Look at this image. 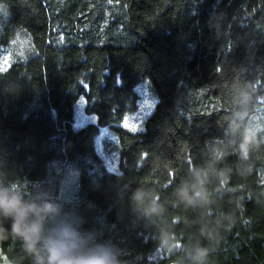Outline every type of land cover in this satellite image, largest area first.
Instances as JSON below:
<instances>
[{"label": "trees", "instance_id": "trees-1", "mask_svg": "<svg viewBox=\"0 0 264 264\" xmlns=\"http://www.w3.org/2000/svg\"><path fill=\"white\" fill-rule=\"evenodd\" d=\"M0 49V184L50 225L119 264H264V0H0ZM0 223L6 263L33 264Z\"/></svg>", "mask_w": 264, "mask_h": 264}, {"label": "clouds", "instance_id": "clouds-1", "mask_svg": "<svg viewBox=\"0 0 264 264\" xmlns=\"http://www.w3.org/2000/svg\"><path fill=\"white\" fill-rule=\"evenodd\" d=\"M57 215L55 204L26 201L12 186L0 184V217L11 222V234L23 241L33 264H119L102 246L85 247L70 224L50 225ZM0 231H8L2 223Z\"/></svg>", "mask_w": 264, "mask_h": 264}, {"label": "rangeland", "instance_id": "rangeland-1", "mask_svg": "<svg viewBox=\"0 0 264 264\" xmlns=\"http://www.w3.org/2000/svg\"><path fill=\"white\" fill-rule=\"evenodd\" d=\"M9 56L10 54L6 50L0 49V70H5L8 68ZM147 85H143L138 88V92L141 96V106L139 112L126 121L129 127L135 128L138 126L140 128L139 131L134 132H142L144 130V122L152 114L156 106L157 99H155L150 94ZM75 118L78 126L96 122L95 115H89L85 113L84 98H81L77 102L75 107ZM99 144L103 145L104 151L102 154L107 160L109 170L114 173H120V157L118 151L116 152L115 150V147L118 145V140L114 133L109 129H103L99 138ZM0 264H7L6 260L1 256V254Z\"/></svg>", "mask_w": 264, "mask_h": 264}, {"label": "snow or ice", "instance_id": "snow-or-ice-1", "mask_svg": "<svg viewBox=\"0 0 264 264\" xmlns=\"http://www.w3.org/2000/svg\"><path fill=\"white\" fill-rule=\"evenodd\" d=\"M124 126H125V127H129V125L127 124V122H125V125H124ZM129 130L139 131L140 128L137 126V127H135V128H130Z\"/></svg>", "mask_w": 264, "mask_h": 264}]
</instances>
